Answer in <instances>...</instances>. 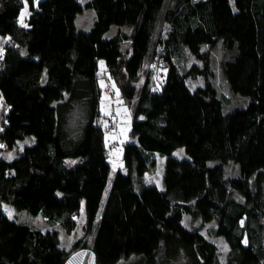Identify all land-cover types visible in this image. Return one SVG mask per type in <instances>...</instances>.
<instances>
[{
  "label": "trees",
  "instance_id": "16d2710c",
  "mask_svg": "<svg viewBox=\"0 0 264 264\" xmlns=\"http://www.w3.org/2000/svg\"><path fill=\"white\" fill-rule=\"evenodd\" d=\"M24 5L27 27L18 23ZM85 7L94 21L82 30L74 16ZM0 40V151L30 141L13 159L0 157V264H64L88 236L94 264H264V0H0ZM218 41L232 54L224 80L249 98L227 113L210 81ZM184 49L201 66L182 73L175 58ZM98 60L132 108L123 168L95 224L109 174ZM198 77L203 85L190 91L186 80ZM76 106L83 117L71 127ZM179 147L187 158L172 156ZM155 153L165 157L162 190L141 181ZM2 205L65 233L82 205V236L63 249L55 229L8 219ZM210 222L228 245L223 263L202 233Z\"/></svg>",
  "mask_w": 264,
  "mask_h": 264
},
{
  "label": "rangeland",
  "instance_id": "374dc122",
  "mask_svg": "<svg viewBox=\"0 0 264 264\" xmlns=\"http://www.w3.org/2000/svg\"><path fill=\"white\" fill-rule=\"evenodd\" d=\"M39 0H34V4H36ZM86 0H80V4L84 3ZM26 5L23 6L20 13L24 10ZM20 13L18 17V23L20 24ZM75 25L77 28L82 30H87L91 27L94 21V12L92 9L85 7L79 13L74 16ZM164 27V26H162ZM161 27V37L165 34V28L162 30ZM116 26L112 25L106 32L103 33V38L110 37L114 31ZM124 31L125 29L123 27ZM127 32V31H126ZM3 40H0V51H2ZM136 45V46H135ZM134 45V50L138 51L141 48V45ZM207 46L203 45L202 50H206ZM232 54L226 52L222 47V42L218 41L213 49L210 51L211 56V77L210 81L212 85L215 87L218 97L222 101V110L223 113H227L232 111L233 109L245 107L249 103V98L245 96H241L239 94H235L230 91L226 81L224 80L221 74V65L222 62L231 57ZM161 59V58H160ZM102 60L97 61V76L98 85L100 86V96H99V113L100 117L98 119V124L102 128L103 132V142L105 145L106 153H107V163L109 165V174L107 177L106 185L103 191V195L95 216L94 223L98 222L100 213L102 211V207L104 205V201L106 198V194L111 184L112 177L117 170H122V148L123 145L127 142L131 141L129 137L130 130V115L132 102L130 104L125 103L118 97V91L116 86L112 81L106 79L104 77L105 65H101ZM158 69L153 73L155 77L160 81V83L165 79L166 68L162 63V59L159 61ZM175 64L178 69L183 73L188 70L191 66L197 65L201 66V62L194 58L186 49L183 50L182 55L180 57L175 58ZM103 83V86H102ZM158 83L156 87V91H160L161 84ZM204 83V79L202 77H198L195 79H187L186 84L190 91L195 90L197 87H201ZM141 86V80L138 82V87ZM138 90V88H137ZM1 106V104H0ZM83 117L82 109L79 106L74 107L71 112L69 118V124L71 127L77 126L81 123V118ZM0 122H2V116H0ZM30 145V141L28 139H24L20 142H16L15 146L11 149L0 151V157L8 159L7 157L11 154L13 159L16 157L17 153L25 146ZM181 150H183L181 152ZM172 156L177 159L187 158L184 148L179 147L175 149L172 153ZM152 159L155 160V167L144 174L143 183L144 184H153L159 190L163 189V169L165 157L158 155L157 153L151 156ZM237 173V168L235 165L230 164L227 168V175L234 176ZM3 214L11 220L18 221H27L30 222L33 226L37 227L39 230H50L55 229L58 232L59 245L63 249H68L70 245L77 239L82 236V224L84 221L83 217V207L82 205L79 208V214L76 217V224L71 232L65 233L59 225L51 226L47 224L44 219H42L39 215L30 216L25 215L23 213L15 214L12 209L7 205L1 206ZM9 210L11 211V216H9ZM183 223L186 226H191L190 219L185 217L183 219ZM214 223L210 222L206 224L202 230V233L208 237L211 241H213L217 246V251L220 256V260L223 263L228 251V245L223 237H215L210 234V230L213 228ZM90 236L84 241L85 247L74 251L67 258L64 264H94L93 255L90 251ZM227 248L225 251L224 248ZM128 262H120L119 264H128Z\"/></svg>",
  "mask_w": 264,
  "mask_h": 264
},
{
  "label": "snow or ice",
  "instance_id": "6c2138e0",
  "mask_svg": "<svg viewBox=\"0 0 264 264\" xmlns=\"http://www.w3.org/2000/svg\"><path fill=\"white\" fill-rule=\"evenodd\" d=\"M25 4H26V0H25ZM26 15H28L27 6H25L24 10L20 13V20H19V22H20V24H21L22 27H27L28 26L27 24L24 23V18H25ZM101 65H103V62H101ZM102 86H103V83H102ZM0 147H4V145H0ZM182 151L183 150H181V152ZM7 158L8 159H11L12 158L11 154H9V156ZM9 216H11V211L10 210H9ZM224 250L225 251L227 250L226 246H225Z\"/></svg>",
  "mask_w": 264,
  "mask_h": 264
},
{
  "label": "crops",
  "instance_id": "0c3cea01",
  "mask_svg": "<svg viewBox=\"0 0 264 264\" xmlns=\"http://www.w3.org/2000/svg\"><path fill=\"white\" fill-rule=\"evenodd\" d=\"M79 3H80V0H77ZM123 29V28H122ZM125 29H127V28H125ZM115 31H116V28H115ZM115 31H114V33H115ZM122 31H124V30H122ZM126 31H128V30H126ZM113 35V34H112Z\"/></svg>",
  "mask_w": 264,
  "mask_h": 264
}]
</instances>
